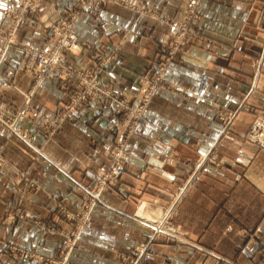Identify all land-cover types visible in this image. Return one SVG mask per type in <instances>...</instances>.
Here are the masks:
<instances>
[{
  "label": "crops",
  "instance_id": "0c3cea01",
  "mask_svg": "<svg viewBox=\"0 0 264 264\" xmlns=\"http://www.w3.org/2000/svg\"><path fill=\"white\" fill-rule=\"evenodd\" d=\"M131 1L157 16L110 4L95 14L81 15L74 27L84 44L77 61L89 67L97 66L95 55H108L120 35L128 34L100 70V80L119 97L136 94L139 73L163 52L171 30L164 17L176 20L186 3ZM74 2L38 0L30 17L22 19L16 45L1 63L0 72L10 73L21 91L0 80V108L20 112L17 126L31 135V144L0 127V149L10 165L0 173V216L17 204L15 181L25 174L39 188L25 193L21 208L46 222L66 224L62 218L52 219L57 201L75 209L82 186L108 167L109 151L124 134L118 103L83 107L54 131L56 107L71 90L59 79L42 81L30 97L24 94L31 76L16 65L17 45L44 44L47 35L39 15L54 21L67 15ZM197 23L205 31L200 39L205 42L199 40L187 51L179 49L169 64L166 76L177 93L157 91L150 98L125 143V173L101 192L68 264H119L149 237L137 203L157 199L166 208L183 187L173 222L186 232L185 239L154 240L143 264H264V150L243 138L252 117L264 112V0H201ZM134 34L138 40H133ZM257 57H262L257 62L261 73L254 82L251 65ZM66 58L72 61L69 55ZM244 103L248 110L232 121L220 119V113ZM52 130V135L44 134ZM12 231L19 239L31 235L48 249L59 244L57 236L41 241L22 226ZM7 233L0 228V239ZM6 261L0 254V264Z\"/></svg>",
  "mask_w": 264,
  "mask_h": 264
},
{
  "label": "rangeland",
  "instance_id": "374dc122",
  "mask_svg": "<svg viewBox=\"0 0 264 264\" xmlns=\"http://www.w3.org/2000/svg\"><path fill=\"white\" fill-rule=\"evenodd\" d=\"M2 1L0 0V67L7 53L11 51L10 48L16 45L17 28L21 25L22 19L30 17L32 10L38 3V0ZM4 1H7V3H4ZM190 1L191 0H186L184 8L176 20L170 21L168 18L164 17L165 20L163 21L171 22V30L168 32V36L163 42V52L155 56L156 58L155 60L153 59V63L139 73L137 77L136 94L133 97H119L117 90H114L116 95L115 100H108V98L112 97L113 90L103 80H100V70L113 58V55L115 56L119 43H122L127 38L128 34L120 35L118 43L113 45V49L108 55H93L98 64L96 67H89L77 61L80 57V52H73V50H69L68 48V37L71 33L76 35L74 31L75 26L72 27L73 30H70L71 26L69 24L72 23L74 25L81 15L90 13L89 11H81V6H86L87 9H95L97 3H102V7L99 9L100 11L103 7L110 4L129 8L131 5L133 6L131 1L75 0L72 5V10H69L67 15H59L54 21H50L47 18H43V15H39L38 22L46 30V42L40 46L33 47L35 50H38L36 53L30 50L32 46L20 43L17 45V52L14 54L17 67L22 72L30 74L31 76L28 89H25L24 94H29L31 96L35 91V87L39 85L35 81V76L42 73L41 67L44 65L49 70L47 73L50 75L56 74L63 86L71 85L69 93L67 92L62 96L56 107L54 117L52 118L54 131H56L64 121L69 120L62 118V115L69 107L70 101L76 99L78 96L86 95L82 107L94 106L99 98L103 100L100 104V108H105L111 103H118L122 110L120 128L123 130L122 133H124L121 138L124 140L125 144L127 138L133 131V127L137 123L135 121L137 117H139V113L141 112V115L144 114L145 108L155 92L171 91L172 93H177L175 87L167 79V68L169 64L177 58L176 54L179 53V49L187 51L197 46L196 42H199L205 32L201 24L197 23L201 0H198L199 3L196 6ZM1 3L4 4L2 5V9ZM134 3L136 8L133 10L140 15L151 18L157 16L156 12L148 10L145 5L136 3V1ZM81 12L84 13L80 15ZM138 37V34L132 35L133 40H138ZM204 40L205 39L202 38L200 41L203 43L205 42ZM77 42L83 50L84 44L79 40ZM67 55L72 57V61L66 58ZM60 57H63L62 62H60ZM261 58L262 57H257L252 61V79L254 82L261 73V68L257 65V62L260 61ZM179 59L181 58L179 57ZM0 80L3 85L13 87V90H19L18 86L12 82V75H10V73L0 72ZM46 80L51 79L44 78L42 81ZM93 81H98L99 85H94ZM252 86H254V83ZM27 103V97H25V104ZM248 108L249 106L244 103L241 104L238 109L220 113L219 117L221 120L228 123L232 121L239 112L246 111ZM20 118V112L10 113L0 108V127H3L6 132L20 137L26 145H30L31 135H26L27 132L17 126ZM258 118H264V112L252 117L244 133V140L249 141V131L252 130L251 126ZM56 125L59 126L56 127ZM53 130L44 131V134L48 137L54 133ZM257 131L261 133L262 127ZM113 146H115V142L112 147ZM111 149L109 151V156H111L112 153ZM8 167H10V165L7 158L4 157L0 149V173ZM108 168L109 167L97 173L96 177L89 184L82 186L83 192L81 201L75 209L69 210L63 205L62 201H57L56 211L52 214V219L54 217L62 218L66 222V224L63 225L56 224L55 222H46L42 220L41 217L35 216L29 211H25L24 208H21L20 203L22 198L25 197V193H27L28 190H37L39 185L29 176L25 174L19 175L15 181L18 202L13 209L8 208V210L0 216V228L8 229L9 231V233L2 235L0 239V254L1 257L7 259L6 264H68L70 255L84 230L86 220L89 219L90 213L94 208L91 209L90 207L93 203V195L94 192L97 191L98 185L93 188L94 190L90 189V186L94 184L98 175L106 172ZM183 188L173 197L172 203H168V206L163 209L159 206L157 199L149 203L145 201L137 203L136 210L140 212H138L139 215L144 217L141 221L149 228V237L144 244L135 246L132 251H130V255L120 259L119 264H143L146 260L145 251L148 244L158 238H164L167 241L174 242H181L185 239L186 232L183 230L181 231L173 222L174 204L182 194ZM105 189H107V187ZM0 202H2L1 199ZM17 225L22 226L24 231H30L34 233V236L37 235L41 237V241L49 235L57 236L59 244L54 249H48L43 242L40 244L35 242L31 235L28 240L19 239L12 235V230ZM167 228L175 231L172 233L165 232ZM158 232H161V234L156 236L155 233Z\"/></svg>",
  "mask_w": 264,
  "mask_h": 264
},
{
  "label": "built area",
  "instance_id": "2783aa9c",
  "mask_svg": "<svg viewBox=\"0 0 264 264\" xmlns=\"http://www.w3.org/2000/svg\"><path fill=\"white\" fill-rule=\"evenodd\" d=\"M34 1V0H33ZM131 1V0H129ZM135 1H131V3L133 4V6L131 5V9H135ZM190 2L194 3V6H196L199 1L198 0H191ZM102 7V3H97L95 5V9H87L86 6H81V11H89L91 14L92 13H96L100 8ZM84 12H81L80 15ZM79 19V18H78ZM77 19V21H78ZM77 21L74 23V25L72 23H70L69 25L71 26L70 30H73L72 27L75 26V24L77 23ZM73 25V26H72ZM14 31V30H13ZM68 42H69V50H73V52H77V53H81L82 51V47L78 45V40H77V36L74 33H71V35L68 37ZM30 50L32 52H37L38 50H35L33 47L30 48ZM58 51V50H57ZM63 57H60V62H62ZM41 74L40 75H36L35 76V81L40 84V82H42V80L44 78H50L52 79H58L56 76V74L54 75H50L47 72H49L48 68L46 66H42L41 67ZM94 85H99L98 81H93ZM112 91V97L108 98V100H115L116 99V95L114 92V89L111 87ZM30 96V95H29ZM86 98V95L84 96H78L76 99H73L72 101H70L69 103V107L65 110V112L62 115V118L65 119H69V120H73L77 114L79 113V111L83 108L82 104L84 102ZM29 101V97H27V102ZM101 102H103L102 99L99 98V100L97 101V103H95L94 105H96L97 107L100 108V104ZM141 112L139 113V117H137L135 122H138V120L141 118ZM54 124V123H53ZM59 125H56V127ZM262 127V131L261 133H258V129ZM134 128V127H133ZM53 129V127H52ZM251 131H249V142L256 145L257 147H259L260 149H264V118H258L253 122V125L251 126ZM132 131V130H131ZM111 156L110 157V163H109V168L106 172L101 173L100 175H98V177L96 178L94 184L92 186H90V189H93L94 187L97 186V191L94 192L93 195V203L91 204V209L98 203L100 202V195L101 192L103 190H105V188L110 187L114 184H116L119 179L124 175L125 173V168H124V161H125V144H124V140H122V138L117 139V141H115V146L112 147L111 149ZM94 190V189H93ZM88 218V217H87ZM87 221V220H86ZM161 225V224H160ZM159 225V226H160ZM175 230H171L170 228L165 231L168 233H172ZM161 234V232L155 233L156 236H159ZM144 250V249H143ZM142 250V251H143ZM141 252V251H140Z\"/></svg>",
  "mask_w": 264,
  "mask_h": 264
},
{
  "label": "bare ground",
  "instance_id": "6f19581e",
  "mask_svg": "<svg viewBox=\"0 0 264 264\" xmlns=\"http://www.w3.org/2000/svg\"><path fill=\"white\" fill-rule=\"evenodd\" d=\"M149 217V216H148Z\"/></svg>",
  "mask_w": 264,
  "mask_h": 264
}]
</instances>
